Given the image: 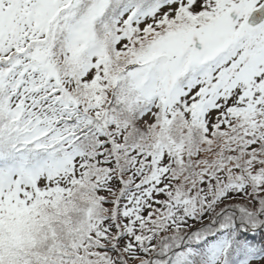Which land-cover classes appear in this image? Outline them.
<instances>
[{
    "label": "snow or ice",
    "instance_id": "obj_1",
    "mask_svg": "<svg viewBox=\"0 0 264 264\" xmlns=\"http://www.w3.org/2000/svg\"><path fill=\"white\" fill-rule=\"evenodd\" d=\"M0 264H264V0H0Z\"/></svg>",
    "mask_w": 264,
    "mask_h": 264
}]
</instances>
